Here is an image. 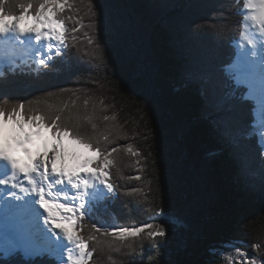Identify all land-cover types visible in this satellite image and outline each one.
<instances>
[{
	"label": "trees",
	"instance_id": "16d2710c",
	"mask_svg": "<svg viewBox=\"0 0 264 264\" xmlns=\"http://www.w3.org/2000/svg\"><path fill=\"white\" fill-rule=\"evenodd\" d=\"M224 1L72 0L62 13L64 52L0 76V105L59 114L94 143L96 129H105L111 142H98L102 150L131 144L140 153L133 165L115 159V194L82 220L79 234L92 237L86 264H223L213 251L226 245L242 249L248 264H264V147L253 131L254 102L227 70L243 18L226 19L237 0ZM6 7L20 12L15 0ZM144 223H164L159 247L142 234L117 251L114 238L96 230Z\"/></svg>",
	"mask_w": 264,
	"mask_h": 264
},
{
	"label": "snow or ice",
	"instance_id": "6c2138e0",
	"mask_svg": "<svg viewBox=\"0 0 264 264\" xmlns=\"http://www.w3.org/2000/svg\"><path fill=\"white\" fill-rule=\"evenodd\" d=\"M12 3L13 0H0V76H5V70L15 71L17 53L26 56L35 53V61L41 66L52 59L53 49L59 56L61 48L67 47L68 28L62 13L65 8L73 10L74 7L72 0H15L20 9L16 14L6 7V4ZM245 3L253 12L248 19L264 37V0H259V7H254L253 0H245ZM26 20L31 23L22 26ZM83 27L81 24L80 28ZM88 27L96 28V24L90 23ZM245 39L252 51L235 66L233 78L237 86L246 88L243 98L253 101L254 108L259 107L264 125V40L258 43L251 37L246 36ZM88 42L96 43V36H88ZM102 43L100 41L97 47ZM42 49L46 50L47 56ZM65 138L75 146L73 149L65 143ZM260 139L264 140V129ZM104 140L111 142L108 136ZM116 151V148L104 151L98 142L80 136L62 123L59 114L49 118L26 107L25 102L12 108L0 105V233L5 240L4 247L0 249V262L20 260L29 264L34 260H48L51 264H86L91 256L86 251V239L92 237L85 238L79 234L82 227L80 221L95 201L115 194V185L109 178L113 159L109 157ZM84 152L90 155H84ZM127 152L133 156L140 155L133 151L131 144L127 145ZM135 179L139 180L140 176ZM29 198L46 213L43 225L56 237L55 242L38 245L18 242L25 237L35 238L42 231L38 221L33 223L28 219L31 216ZM9 200L22 203L7 204L5 207ZM8 213L11 222L5 223ZM96 230L110 234L117 242V251L120 244L142 234L153 242V247H159L157 238L166 235L164 223ZM48 239L51 240V237ZM113 246L108 244L109 248Z\"/></svg>",
	"mask_w": 264,
	"mask_h": 264
},
{
	"label": "rangeland",
	"instance_id": "374dc122",
	"mask_svg": "<svg viewBox=\"0 0 264 264\" xmlns=\"http://www.w3.org/2000/svg\"><path fill=\"white\" fill-rule=\"evenodd\" d=\"M209 1L211 2V0H209ZM245 5H246L245 0H237V2H235L233 4V6H232L231 14L228 13V18H226L228 20H231V23H233L234 25L238 24L237 20H238V16L239 15L243 18V20H241V24H242V28H243L242 29V33H241L242 36H243L244 31H245V21H244L245 20V13H244ZM237 7H241V10H240V12L235 14V11H236ZM201 10H202V12L207 13V9L206 8L203 7V8H201ZM211 17H213V14H212ZM27 22H29V24H30V21L27 20ZM242 36H241V38H242ZM235 47H237L236 44H235ZM63 50H64V48H61V51H63ZM237 54H238V49H237ZM54 56H56L55 51H54V54H52V58ZM51 60H48L47 63H49ZM30 64H32V59L30 60ZM235 65H236V63H235ZM233 67H227V70H229V73L234 76L235 69ZM260 114H261V111H260L259 107H255L256 121H255V124H254L253 131L257 132L259 134V136H261L262 129H264V125H262V123H261V115ZM96 132H98V134H95V137L93 136V134L91 136H93L97 140V142L104 141V137L106 136L105 135V129H100V128L98 129L97 128ZM261 142L264 145V140H261ZM102 144L106 145V142H102ZM112 148H115V147L110 145L109 146V152L111 151ZM119 149L123 150V153L120 152ZM119 149L116 152L111 153V155L109 157L110 159H113V164H116L115 159L120 156V157H124L125 159H127L129 161V163L131 165H133L132 158H134V157L136 158V156H133V155H131L130 153L127 152V146L125 147V144H122ZM110 167H113V165H111ZM90 209H91V207L89 208V210ZM33 223H35V222H33ZM80 224H82V220L80 221ZM38 225H39V223H38ZM80 231H81V229H80ZM41 233H42L41 241L43 243H49L48 241H46L47 239L45 238L44 231H41ZM23 241H24V239H23ZM182 243H184V241ZM225 248H226V250H224V251H219V250H214L213 251L214 255L220 257L223 260V264H248L252 260V258L250 256L246 255L245 252L242 249L238 248L237 246L226 245ZM86 251H87V249H86Z\"/></svg>",
	"mask_w": 264,
	"mask_h": 264
},
{
	"label": "bare ground",
	"instance_id": "6f19581e",
	"mask_svg": "<svg viewBox=\"0 0 264 264\" xmlns=\"http://www.w3.org/2000/svg\"><path fill=\"white\" fill-rule=\"evenodd\" d=\"M253 5L254 7H259V0H253ZM244 13H245V31L243 33V36L242 38L240 39L239 38V42L237 41L235 44H237V49H238V54L236 56V65L240 62V60L242 59V57H244L247 53H250L252 51V48L248 46L247 44V41L245 39V37H251V38H254L258 43L262 40H264V37L261 36L260 34V29L250 20L248 19L249 16H251L253 14L252 11H250L247 6L245 5L244 7ZM31 23V22H30ZM29 25V22L24 21L22 22V26H28ZM42 51L46 52V50L42 49ZM54 51L55 49H53L52 53H51V56L52 54H54ZM20 55L21 58H18L17 59V67L15 69V71H21V70H27L28 69V66L30 65L31 67L33 66H38V67H43L41 65H35L34 63L30 64V60H31V57L30 56H26L24 54H21V53H17ZM16 54V55H17ZM234 64V69H235V66ZM14 71V72H15ZM5 73H9L7 70H5ZM262 115V114H260ZM65 143L69 146L70 149H73L75 146L71 145L70 141L65 138ZM84 155H90V153H87V152H84ZM0 167H2V165H0ZM58 187H61V186H58ZM69 190H70V186H69ZM71 191L70 190V194H71ZM97 201H100V200H97ZM97 201H95L94 203H97ZM63 202V201H62ZM17 203H22V202H16L14 200H9L6 202V205L5 207H7V204H17ZM29 207L31 208V216L28 217L29 221L30 222H33V221H40V226L39 228L42 230L43 227H46L43 225V216L46 215V213L44 212L43 209L39 208L37 205H35L32 201V198H29ZM10 215V213L6 214L5 215V223H8V222H11L9 219H8V216ZM59 231V230H57ZM46 233H47V236L50 237V236H53L52 233L48 232V229L46 230ZM41 237H42V233L40 232V234L37 236L38 238V241L41 240ZM55 237V236H53ZM62 239V237H61ZM18 242H24V241H18ZM5 245V240H4V237H3V234L0 233V249H2ZM67 244L65 243V248H67ZM74 255H75V251H74ZM65 261H66V255H65Z\"/></svg>",
	"mask_w": 264,
	"mask_h": 264
}]
</instances>
